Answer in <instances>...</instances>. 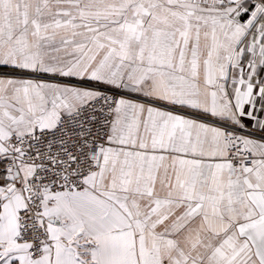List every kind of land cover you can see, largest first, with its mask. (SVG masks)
<instances>
[{"label":"snow or ice","instance_id":"6c2138e0","mask_svg":"<svg viewBox=\"0 0 264 264\" xmlns=\"http://www.w3.org/2000/svg\"><path fill=\"white\" fill-rule=\"evenodd\" d=\"M0 264H264V0H0Z\"/></svg>","mask_w":264,"mask_h":264}]
</instances>
